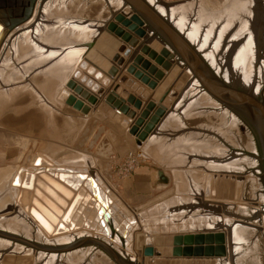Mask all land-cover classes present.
Listing matches in <instances>:
<instances>
[{
  "label": "rangeland",
  "instance_id": "rangeland-1",
  "mask_svg": "<svg viewBox=\"0 0 264 264\" xmlns=\"http://www.w3.org/2000/svg\"><path fill=\"white\" fill-rule=\"evenodd\" d=\"M48 1L49 0L43 1L39 8L40 11ZM78 1L79 2L76 4L69 6L70 13L68 14L71 16L77 17L79 15V17H83V19L88 21H93L99 17H105L112 21L113 19H110V17H112L113 14L121 15V12L112 14L108 11L105 14L102 13V8L105 6L103 1L89 0L83 6H81L80 0ZM165 1L169 3H184L185 5L187 2L196 3L197 0ZM204 1H210L209 3L213 10L208 7H203L199 9L202 11L200 14L210 15V11L215 12L220 8L221 3L226 0ZM235 1H237L235 4L241 3L243 7L247 4L244 3L247 0ZM231 5L234 4L231 3ZM232 8L233 6L230 10ZM114 9L117 10L116 8ZM56 10L57 9H55L54 13ZM219 14L220 13H215V15ZM196 16L200 17V15ZM125 19L127 20L128 18L126 17ZM212 21L213 19L210 21V27L214 28V33L216 35L217 32H220L219 30L223 27L224 23L222 25L221 22H216V25H214L212 24ZM57 24L59 27L67 25L61 23ZM133 24H136L135 21H133ZM227 24L230 28L235 27V23L234 21L231 22V19ZM126 29L129 30L128 27H126ZM72 31L73 30H68L69 34L71 32V34L74 35L75 32ZM59 32H64V30L54 29L52 32H49L50 50L63 46V39L66 41V38L60 36ZM206 32L207 31L204 30L203 34ZM108 36L113 43L117 41L112 36ZM224 37L222 39H224ZM119 39L120 41H118V43L123 42L128 46L135 40L138 41L139 44L144 43L137 32H133L128 40H122L123 38ZM42 40L43 38L39 40V44L43 43ZM213 40L214 38H212L211 41ZM145 41L146 43H144L141 48H137L134 56L130 57L126 66L127 69L124 67L123 75L120 74L118 80L120 85H124L120 82V79L122 76H128L137 83L138 87L145 89V91L150 94V92H154L160 85L163 76H166L167 78L172 74H175V77L177 75L174 72L175 68L172 70L173 72L171 71L168 73L169 68L164 66L166 63V57L162 54V47L157 45L156 42L148 41V39H145ZM36 59L37 58L33 59V61ZM138 59L140 62H137ZM53 60V62H49L47 65L52 66L51 63H55L56 61L55 58ZM34 63H38L36 70L33 68L35 72L32 75L29 74L30 76H23V83L21 84H31L34 90L19 89V93L15 100L3 101L2 108L0 109V184L9 180L14 171L19 167L28 164H30L28 167H31L38 156L47 158L55 167L67 166L69 168L73 167L67 165L68 160L70 162L72 159H82L88 156L92 164L91 169L93 173L95 175L98 174V176L104 180L105 185L111 188L110 191L113 192L115 197H117L116 195L120 197L119 193H122L123 181L132 178L134 172L140 167L148 166L157 175L155 186L159 185L158 190H156L158 194L152 201L157 200L155 203L160 207L164 206L163 202L165 203L167 201H172L173 206L183 202H190L192 203L190 208L193 209L191 214H189V212H182L184 214L180 213L173 218L171 212H164L168 217L171 216L170 218L173 219L174 223H169L168 220L170 218L165 220L164 217L161 216L163 218L161 222L157 221L156 217L154 219V217L148 216V219L146 218L147 227L148 229L152 227V229L149 230V233H145L141 227L135 229L133 236L134 242L130 248L132 247L141 258L142 262L140 264H156L157 261H163L166 264H170L182 262L184 260L194 261L203 259L214 260L216 264H264V209L261 207L260 202H258V196L261 193H259L260 188L264 194V176H262L264 174V167L258 166V168H252V165L250 164V159L256 158V156L249 152L248 146L250 145L251 137H253V139L256 138V141L258 138L255 129L250 124L244 123V125L239 128L240 130L236 128L231 129L233 136H230V140L228 141L219 138H212L215 143H220L221 145L224 144L223 146L230 149L231 154H238L240 159L246 160L241 165L243 168L240 166V174H230L227 171L215 167L211 169L209 165H211L212 159L205 158L202 153L209 149H200L202 152L198 154H200L201 158H192L188 161L184 159L185 155L181 154L179 151L180 149L174 151V148L177 147L174 144L176 142L172 138L179 137L182 133L175 127L171 130L172 132L169 131L166 134V139L171 138L168 140L169 142L166 141V144L161 145L158 141H160V138L162 140L163 136H160V132L158 131L156 135V131L154 130L155 132H153L154 134L152 133L151 136L156 139L151 141L149 138L147 140L152 146L148 147L146 142L144 144L143 152L147 157H139L138 153L140 150L135 142L137 135L131 132L135 126H131L130 124L128 128L126 127L124 121L127 120L128 117L126 116L125 118L123 114H120V109L118 110L115 108L117 109V111H115L109 107L107 101H104L106 103L100 107L98 112L85 115L73 104L75 100L73 101L71 97L74 96L77 98L79 95L76 93L75 88L72 87V84L74 83L78 87L80 80L71 77V75L76 69H78L80 63L69 76L67 74L65 80H62V77L66 75L65 72L61 73L57 72V70L53 71V68H51L50 71H48V74H45L44 71L47 70L45 68L47 65H44L41 59H38ZM135 64L138 65L137 68L134 66ZM146 64L149 65V67H145ZM56 68L57 67H54V69ZM12 74L13 71L8 69L6 76L9 77L10 80L14 79ZM21 76L22 75H19L18 79L20 78L21 80ZM85 76H88V74ZM187 78L188 77H186L185 74H181L178 79L173 82V87L182 89L187 84ZM81 87L84 90V87ZM62 90H66L72 96H66L63 94ZM184 91L181 93L178 100L181 99ZM135 94L140 97L137 93ZM186 95L187 96L183 100L184 103L186 105L191 104L192 102L190 103L188 100L191 99L190 97H194L193 93H188ZM104 100H106V98ZM159 105L160 104L157 102L156 109L153 111L154 114ZM170 105L167 107L170 108ZM163 118L160 119L157 126L161 124ZM112 120H114L115 126H110V121ZM188 121L189 120L186 122ZM208 122L209 121H207L205 117L189 121L188 126L190 131L187 130V133L185 134L189 135L190 132H195L197 129L201 130L200 126H203ZM219 123L220 120L218 117H212L211 122L208 124H215L216 127H220ZM139 129L141 132L143 128ZM131 153L137 157V163L134 164L135 167L132 169L131 163H129V155ZM256 159L259 160V158ZM160 171H162L165 176L164 180L160 178ZM208 175L212 176L211 187L213 193L211 197L210 193L209 197L208 195L206 196ZM68 177L69 183L72 185L60 181L73 188L76 181L74 182V180H70L72 176L68 175ZM39 186L40 187L35 186V189L32 191L27 189L20 190L17 199L18 208L25 211L29 221L27 219V221L24 219V221H20L17 217L12 218L14 221H20V223L24 222L25 224L29 223L35 225L38 229H41L37 221L29 213L32 203L34 202L38 205L39 201L42 199L46 200L50 207L55 208L57 202H60L63 205H66V202L59 194H57V192L44 185L43 182H40ZM73 189L76 190L78 188L76 187ZM177 192L180 195L187 192L189 198H180L178 201L176 196ZM80 198L83 199L84 195L82 194ZM80 203L81 201L78 203V206H80ZM158 203H160V205ZM147 204L149 203H144L143 205ZM206 204H208V207H211L203 209L201 206ZM115 206L118 205L116 204ZM154 206L155 205L151 206L149 211H151ZM126 207L127 210L131 212V215L134 212V207L128 202ZM201 210L204 212L209 211L210 214H201ZM74 214H72L70 219L74 221L73 225L78 227L80 226V223H83V219L79 213H76L77 216L74 218ZM218 214H221L220 217L222 220H220V217V219L215 217V215ZM130 215L126 212L124 213L122 210L119 212L121 218L127 219L126 217H129ZM221 224L224 226L223 230L219 227ZM149 225L151 226L149 227ZM64 227L66 228L65 230H59V228L56 229V235H61L65 232H68L69 234H79L87 231L89 235L100 237L102 239L92 240L85 244L82 243L83 241L78 243L79 246L96 244L94 242L103 244V247H100L99 243L96 244L97 246H94L95 248H98L99 251L98 253H95L97 258L95 261H92V264H108L103 261L104 255L108 257V262L110 264H119L114 256L108 253L105 248H108L111 252L119 255V257L125 259L127 262L131 263L134 261L132 260L133 258L129 256L124 258V256L120 255L118 250L108 247L105 242V238L107 237L98 231L84 228L77 231L73 229L72 231L68 230L69 227L67 225ZM0 229L10 231L1 225ZM204 229H215V231H205ZM154 230L156 231L154 232ZM185 234L194 236L212 234L214 237H216V235H221V238H214L212 242L205 239L202 241L204 242L203 244L202 242L197 243V247L204 250L203 257L189 258L182 256L181 252H177V254L175 253L176 249L180 250V247L178 248L175 246L174 238L178 235ZM56 235H53V237H56ZM152 235L155 237L154 246L157 247V250L160 253L159 256L154 258L146 257L144 255V248L146 247L145 239L147 236ZM18 236L26 239V236L23 233H20ZM200 238L202 240V237ZM110 241L111 240L109 239V242ZM31 242H36L39 245H43L44 243L43 241L38 242L33 240H31ZM112 242L117 245L119 244L117 240ZM15 244L24 245L20 242ZM45 245L55 247L50 244ZM84 246L83 248H88ZM219 247L220 251L217 250ZM2 249L3 247L0 245V253L2 255L0 256V264H39L36 263V260L32 256L26 255L25 253L17 254L14 249ZM205 249L209 251H205ZM221 253L223 254L217 256ZM206 254L208 255L205 256ZM89 259L87 260V263L91 262ZM74 264H83V261L76 259ZM134 264H136V262H134ZM137 264L139 263L137 262Z\"/></svg>",
  "mask_w": 264,
  "mask_h": 264
},
{
  "label": "bare ground",
  "instance_id": "bare-ground-1",
  "mask_svg": "<svg viewBox=\"0 0 264 264\" xmlns=\"http://www.w3.org/2000/svg\"><path fill=\"white\" fill-rule=\"evenodd\" d=\"M43 1L45 0H38L32 18L15 29L10 28L11 24L0 23V109L2 108L3 101L15 100L19 93V89L34 90L31 84H21L23 83V76H30L29 74L32 75L35 72L34 69L36 70L38 63L35 64L34 62L38 59H41L42 63L47 65L49 62H53L55 58V63H51L53 67L47 65L45 67L47 70L44 69V73L48 74L51 68H53V71L65 72L66 75L64 77L61 76L62 80H65L67 74L69 76L79 63L81 66L88 57L94 54V52L103 53L108 50H113L116 51L114 55L123 57V54L118 52L122 44L118 43V41L113 43L105 32L108 22L107 18L99 17L93 21H88L83 19V17H79V15L77 17L71 16L68 14L70 13L69 6L76 4L79 2L78 0H49L40 11L39 8ZM88 1L89 0H80L81 6ZM96 1H103L105 6L102 8L103 11H101L104 14L108 11L112 14L128 11V8L125 7L122 0ZM148 1L175 25L194 46L199 48L211 67H213L220 77L228 84L248 92L256 98L264 99V0H247L244 2L247 3L245 7H243L241 3L235 4L237 2L235 0H226L221 3L220 8L216 10L217 12L210 11V15H202L200 14L202 11L199 10L203 7H208L213 10L210 6V1L205 2L204 0H197L196 3L187 2L185 5L184 3H169L165 0ZM19 2H22V7L20 6L21 12L19 11V13L14 15H8V19L18 21L24 17V14L28 10L29 2L28 0H21ZM19 2L17 1L18 4ZM231 3L234 5H231ZM232 6L233 8L230 10ZM5 8L7 10L9 7L6 6ZM55 9L57 10L54 13ZM215 13L220 14L215 15ZM196 15H200V17ZM212 19V24L214 25H216V22H221L222 25L224 23L223 27L219 30L220 32H217L216 35L214 33V28L210 27V21ZM230 19L231 22L234 21L235 27L230 28V26H228L227 23ZM57 23L67 25L59 27ZM54 29L64 30V32H59V35L66 38V41L62 38L63 46L50 50L49 32H52ZM68 30H73L75 32L74 35L71 34V32L69 34ZM204 30L207 31L205 34H203ZM223 37L224 39H222ZM42 38L43 43L39 44V40ZM212 38H214L213 41H211ZM156 44L159 45L157 42ZM35 58L37 59L33 61ZM99 63L104 66V62L99 61ZM80 66L71 77H74L76 73L81 71ZM54 67L57 68L54 69ZM8 69L13 71L12 77L14 79L12 80L6 76ZM171 71L172 70H169L168 73ZM174 72L177 75L176 77L175 74L167 78L165 76L155 91L152 93L150 92V99H152L154 95L159 98L160 95L163 94V91L166 90L167 86L171 84L173 79L174 82L181 74H185L186 77H188L186 80L187 84L182 89L174 87V89L178 90V96L172 101L171 107L165 109L166 115L161 124L155 129L156 132L154 131L155 134L158 131L160 132L159 135L163 136V139L161 140L160 138V141H158L160 142L159 144H166V141L171 139H166L167 132L171 131L173 127L178 128L182 133L179 137L172 138L176 142L174 144L177 147L174 148V151L180 149L179 151L181 154L185 155L184 159L188 161L192 158H201L200 154H198L202 152L200 149H209L202 153L205 158L212 159L211 165H209L211 169L215 167L227 171L230 174H240V166L246 160L240 159L238 154H231L230 149L223 146L224 144L215 143L213 139L230 140L229 137L233 136L231 129H239L245 122L233 109H230L206 91L200 81L192 78V72H190L188 68L181 67L180 69V66L176 64ZM19 75H22L21 80L20 78L18 79ZM172 87L173 86L170 85L171 89ZM183 91V96L178 100ZM188 93H193L194 97H190L191 99L188 101L192 103L186 105L183 100ZM201 117H205L207 121H209L208 123L211 122L212 117H218L220 120V127H216L215 124L210 125L205 123V125L200 126L201 130L197 129L195 132H190L189 135L185 134L187 130L190 131L188 126L189 121ZM187 120L189 121L186 122ZM149 138L151 141L156 139L151 135ZM146 145L148 147L152 146L148 141H146ZM248 149L251 154L258 153L257 145L253 137H251ZM250 160L252 168H258L259 161L256 158ZM37 161H39V164H36ZM29 165L30 164L19 167L14 171L9 180L2 182L0 184L2 191L7 189L11 193L17 192L19 196L20 190L27 189L32 191L35 189V186L40 187L39 183L43 182L44 185L57 192V194L65 200L66 205L57 202V206L53 208L48 205L46 200L41 199L38 205L33 202L29 213L41 227V229H38L35 225H31L27 222V224L24 222L20 223V221H27L28 218L25 211L18 208L16 200L14 211L0 216V225L10 230L4 231L0 229V245L3 247L2 250L14 249L17 254L25 253L26 255L32 256L36 260V263L39 264H74L76 259L82 260L83 264H92V261L96 260L97 255L95 253L99 251L98 248L94 247L97 246L96 244L83 245L84 247H88L83 248V246H79L78 243L86 239L99 240L101 238L91 236L87 231L79 234H69L65 232L61 235H56V229L65 230V225L69 227L68 230L72 231L73 229L77 231L83 228L98 231L111 240L109 242V239L105 238L108 247L118 250L120 255L124 257L129 256L133 258V262H136V264L138 262L140 264L142 262L141 258L132 247L130 248L134 242L133 236L135 229L141 227L143 230L145 226V231L150 230L147 227V217L157 212L161 213L164 209H167V212H171L173 218L181 213L180 204L183 206L188 205L189 208L192 206L190 202H183L173 206L172 201H167L168 203L162 201L164 206L160 207L155 205L151 211L147 209L141 213L133 212L130 215L131 212L127 210V207L123 204L120 197L118 195L115 197L112 191L109 192L111 188L105 185L104 180L101 179L98 174L95 175L93 173L91 162L84 168L55 167L47 158L38 156L33 162V165L28 167ZM67 174L72 176L70 180L76 181L73 188L77 187L78 189L74 190L72 187L64 184L67 183L72 185L69 183ZM82 175L93 177L98 188H93V185H91L88 179L83 178ZM17 177L19 178L17 183L18 186H12L11 184ZM211 177V175H208L206 193L208 197L209 193L210 197L213 193ZM259 193L258 202H260L261 207L264 209V194L261 188ZM82 194L84 195L83 199L80 198ZM80 201V206H78ZM105 204H107L108 207H105ZM115 204L119 205L117 212L114 208ZM201 207L206 209L211 206L208 207V204H206ZM103 208L106 212L111 214V220L108 222L105 221V227L102 225L104 216H100L99 213ZM120 210L124 211V213H128L130 216L126 217L127 219L121 218L119 216ZM75 211L79 213L83 219V223H80L78 227H75L73 225L74 221L70 219ZM76 213L74 214V218L77 216ZM204 213L205 215L210 214L209 211H205ZM220 216L221 214L215 215L217 218ZM12 217H17L20 221H14ZM163 217L167 220L171 216L168 217L167 214H164ZM172 218L168 220L169 223H174ZM220 220H222V218ZM111 222L115 228L114 232L110 227ZM132 222H136V224L133 225ZM219 227L222 230L224 229L223 224ZM208 230L215 231V229H207L205 231ZM155 231L156 230H154V232ZM20 233L25 234L26 239L19 237L18 235ZM146 233L148 232L146 231ZM53 235H56V237H53ZM31 240L38 242L43 241L44 243L43 245H39L36 242H31ZM115 240L119 242L118 245L112 242ZM17 242L23 243L24 245L15 244ZM45 244L54 245L55 247H49ZM0 256H2L1 253ZM88 259L91 261L90 263H87ZM103 259L105 263L107 262L110 264L106 255L103 256ZM120 261H122L123 264H132V262H127L123 258H121ZM202 263L216 264L214 260L204 259L194 261L184 260V262L180 264Z\"/></svg>",
  "mask_w": 264,
  "mask_h": 264
},
{
  "label": "water",
  "instance_id": "water-1",
  "mask_svg": "<svg viewBox=\"0 0 264 264\" xmlns=\"http://www.w3.org/2000/svg\"><path fill=\"white\" fill-rule=\"evenodd\" d=\"M17 1L19 2L21 0H0V23L11 24V29H15L19 25L30 20L33 16L35 6L38 2V0H28V10L26 11L22 19L18 21L14 19H8V15H14L16 13H19V11L21 12L20 6L22 2H19L18 4ZM122 1L125 7L128 8V11H123L121 12V15L114 14L112 15V17H110V19L112 18L113 20H108L106 26L107 28L105 29L106 34L120 41L119 38H123L122 40H128L132 36L133 32H137L144 43H146L145 39H148V41L157 42L162 47V54L166 57V63L164 66L168 67L169 70H173L176 64L180 66V69L181 67L188 68V70L192 72V78L200 81L201 85L206 91H208L213 97L221 101L223 104L228 106L230 109H233L245 123L250 124L255 129L260 141L262 152L260 160L264 167V99L256 98L252 94L228 84L222 77H220L217 71H215V69L211 67V65L205 59L204 55L200 52L199 48L194 46L193 43H191V41H189V39H187V37L184 36L183 33H181L179 29H177L175 25H173L164 15H162L160 11L156 7H154V5L151 4L148 0ZM6 6L9 7L7 10L5 8ZM126 17L128 18L127 20L125 19ZM133 21H135L136 24H133ZM126 27H128L129 30H127ZM144 43L139 44V42L135 40L128 46L127 44L121 42L122 45L121 47H119L118 52L120 54H123V57L114 55L116 51L113 50H108L106 52H103L102 54L94 52V54L88 57V59L80 66L81 71L76 73L74 75V78L80 80V83L85 85L97 95L102 96L106 93L105 87H109L112 84V79L110 77H107L102 71L98 70L93 64L99 61L104 62L105 65H107L112 69L114 73H116L117 69L115 67H112V64L110 62H106L105 58L115 62L118 67H126L130 57L134 56L137 48H141ZM137 62H140V60L138 59ZM134 66L136 68L138 67L137 64H135ZM145 67H149V65L146 64ZM82 71H86L89 76L93 77L96 81L101 82L103 87L96 84L93 79H90L88 76L83 75ZM173 80L171 81V86H173ZM120 82L129 87L133 92L137 93L141 97V100L137 99L134 95H129L128 98V101L131 105L135 106V108L138 110H142V113L139 116L135 110L123 112L129 119L124 121L127 128L130 126L132 121L135 120V127L131 132L137 135L135 142L140 150L138 153L139 157L146 158L147 156L143 152L144 143L154 132L156 126L159 124L160 119L165 116V109L167 108V106L172 104V100H174L178 96V90L174 89V87H172L171 89L169 85L167 86L166 90H164V95L161 94L162 96H160L159 98L154 95V97L150 99L151 95L146 92L145 89L138 87L137 83L133 79H130L128 76H122ZM72 87L75 88V91L79 96L86 99L90 104H97L98 99L95 96L90 95L88 91L83 90L81 86L78 85L77 87L73 83ZM112 89L115 92H118L120 90V87L114 86L112 87ZM63 94L68 97L70 96L67 91H64ZM71 99L73 101L75 100L73 104L77 107L78 110H81L83 114L89 115L91 113V109L89 106H85L83 102L79 101L74 96H72ZM106 101L108 104L114 105V107L118 110L121 109V106L123 105L120 103L116 104V98L114 95L107 96ZM142 101H144L145 103H143ZM156 102H158L160 105L155 114L151 116L152 112L156 109ZM139 128H143L141 132L139 131ZM36 164H39V161H37ZM159 175L161 179H165L162 171L159 172ZM82 177L88 179L91 185H93V188H98L97 183L93 177H88L87 175H82ZM18 180L19 178L17 177L11 185L18 186ZM17 196V192L11 193L7 189L2 191V187L0 186V216L14 211L16 207ZM155 202H157V200L150 201L147 205L135 207L133 208V211L135 213H141L142 211L149 209L151 206L157 205ZM106 205L107 204H105V207H108V205ZM114 208L116 211H118L115 205ZM99 213L100 216H104L102 225L105 227L106 222L111 220V214L109 212H106L104 208L101 209ZM111 223L110 227L114 232L115 228L113 223ZM132 224L135 225L136 222H132ZM200 237H202V240ZM214 238H221V235H216V237H214V235L212 234L201 236L178 235L174 238V243L178 248H181L182 246V251L178 250L175 251V253L177 254V252H181L182 256L184 257L201 258L204 255V250L198 248L197 243H201L205 239H207V241L209 242H212ZM89 241L92 240L86 239L83 240L82 243L85 244ZM94 243L97 244L99 242ZM154 243L155 237L153 235L146 237V247L144 248V255L146 257L154 258L160 255L159 251L155 248ZM203 243L204 242H202V244ZM99 244L100 247H103V244ZM105 249H107L108 253L114 256L119 264H123V262L120 261L121 258H119V256L108 250V248ZM219 249L220 247L217 250L220 251ZM205 251L209 250L205 249ZM222 254L223 253L218 254L217 256ZM207 255L208 254H206L205 256ZM183 262L184 261H182V263ZM180 263L181 262L170 264ZM132 264H134V262H132ZM156 264L166 263L163 261H157Z\"/></svg>",
  "mask_w": 264,
  "mask_h": 264
},
{
  "label": "crops",
  "instance_id": "crops-1",
  "mask_svg": "<svg viewBox=\"0 0 264 264\" xmlns=\"http://www.w3.org/2000/svg\"><path fill=\"white\" fill-rule=\"evenodd\" d=\"M116 40L118 41V39H116ZM99 53H101V52H99ZM105 60H106V62H110L112 64V67H115L117 69L116 73H114L112 71V69L109 68L108 66H106L105 64L103 66L99 62H95L93 65H95V67L98 70L102 71L107 77H110L112 79V84L109 87H105L106 93L104 95H102V96H99L96 93H94L93 91H91L89 88H87L85 85H83L82 83L79 82V85L83 86L84 87V90L85 91H88L90 93V95L95 96L98 99V102H97V104L92 105L86 99H84L81 96H78L77 99L79 101L83 102V104L85 106H89L90 109H91V113L90 114H92V113L98 112L99 109H100V107L104 103H106V102H104V101H106L104 99L107 98V96L114 95L115 98H116V104H119V103L120 104H123L122 106L120 105L121 106V109H120V112L121 113L120 114H123L125 116V118H126V115H125L124 112H128V111H131V110H135L137 112L138 116H139L142 113V110H138L136 108H133L135 106H133V105H131L129 103L128 98H129V95H134L137 99H140V97H138L135 93H133L131 91V89L129 87H127L126 85H120L119 84V80H118L119 77L118 76L120 74L123 75L124 67H118L115 62H113L111 60H108L107 58H105ZM118 71H119V73H118ZM82 73H83V75H87V73L84 72V71ZM88 77L90 79H93L89 75H88ZM94 82L96 84L100 85L101 87H103V85L101 84V82H98L96 80H94ZM114 86H117V87L119 86L120 87V90L118 92H115L112 89V87H114ZM63 93H64V91H63ZM69 95H71V94L69 93ZM142 102L145 103L144 101H142ZM108 105L113 110L117 111V109H115L114 105H110V104H108ZM153 114H154V112L151 114V116H153ZM127 120H129V119H127ZM134 121H132L131 126L134 125ZM110 123H111L110 126H115L114 120L110 121ZM89 162H90V159L87 156V157H84L82 159H72V160H70V162L68 160V164L67 165L68 166L70 165V166H72L74 168H82V167L84 168V167H87L88 166ZM63 167H67V166H63ZM155 179L157 180V175L152 171V169L150 167H148V166H145L144 167L143 166V167H140L139 169H137L134 172V174L132 175V178L127 179V180H124L123 183H122V187H123L122 188V193L120 192L119 194H120V199L123 202V204L126 206L127 205V202H128V203L132 204V206L135 208V207H140L144 203H148V202L152 201L157 196L158 193L156 192V190H158V188H159V185L158 186H155ZM176 196H177V199L179 201L180 198L182 199L184 197L185 198L188 197V194H187V192H185L183 195H180L177 192ZM180 207H181L180 208L181 209L180 210L181 213L182 212H184V213L185 212H189V214H191L192 209H193V208H189L188 205L187 206L186 205L183 206L182 204H180ZM116 208L118 209L119 208V205L116 206ZM164 212H166L165 209L162 210L161 213L158 212V213H155L154 215H151V217L152 216L153 217H156L157 218V221H161L162 222V217L164 215ZM184 213H182V214H184ZM201 214H204V211L203 210H201ZM150 226L151 225H149V227ZM145 228L146 227L144 226V229ZM149 229H152V227H150ZM146 231L149 233V230H146ZM146 231H145V233H146ZM185 235H187V234H185ZM155 248L157 249V247H155ZM180 250L182 251V248H180ZM176 251H178V249H176Z\"/></svg>",
  "mask_w": 264,
  "mask_h": 264
},
{
  "label": "flooded vegetation",
  "instance_id": "flooded-vegetation-1",
  "mask_svg": "<svg viewBox=\"0 0 264 264\" xmlns=\"http://www.w3.org/2000/svg\"><path fill=\"white\" fill-rule=\"evenodd\" d=\"M254 141H255V143H256V145H257V150H258V153H256V154H253L254 156H256V158H259V166L260 167H263V164H262V162H261V160H260V158H261V156H262V152H261V146H260V141H259V138H257V141H256V138L254 139ZM261 164V165H260ZM263 176V175H262Z\"/></svg>",
  "mask_w": 264,
  "mask_h": 264
},
{
  "label": "built area",
  "instance_id": "built-area-1",
  "mask_svg": "<svg viewBox=\"0 0 264 264\" xmlns=\"http://www.w3.org/2000/svg\"><path fill=\"white\" fill-rule=\"evenodd\" d=\"M129 158H130L129 163H131V169H132L133 167H135L134 164L137 163V157L133 153H131L129 155Z\"/></svg>",
  "mask_w": 264,
  "mask_h": 264
}]
</instances>
